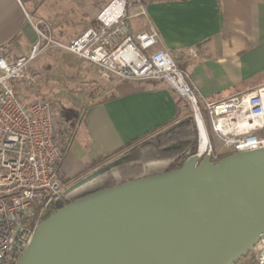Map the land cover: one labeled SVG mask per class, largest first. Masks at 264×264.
<instances>
[{
  "label": "built area",
  "instance_id": "1",
  "mask_svg": "<svg viewBox=\"0 0 264 264\" xmlns=\"http://www.w3.org/2000/svg\"><path fill=\"white\" fill-rule=\"evenodd\" d=\"M127 3L108 1L93 25L66 41L54 37L47 20L34 19L36 39L26 55L12 57L11 47L0 45V264H17L38 224L67 200L58 172L63 136L56 132L52 102L27 101L17 89L18 84L39 87L30 64L42 52H69L90 63L103 81H165L189 105L198 131V161L204 155L218 160L209 131L225 153L264 147L263 88L206 98L174 56L157 45L155 28L131 31L129 19L145 16V10L138 5L129 14ZM245 254L249 260L242 264H264V235Z\"/></svg>",
  "mask_w": 264,
  "mask_h": 264
},
{
  "label": "water",
  "instance_id": "2",
  "mask_svg": "<svg viewBox=\"0 0 264 264\" xmlns=\"http://www.w3.org/2000/svg\"><path fill=\"white\" fill-rule=\"evenodd\" d=\"M264 235V147L103 187L45 217L17 264H233Z\"/></svg>",
  "mask_w": 264,
  "mask_h": 264
},
{
  "label": "crops",
  "instance_id": "3",
  "mask_svg": "<svg viewBox=\"0 0 264 264\" xmlns=\"http://www.w3.org/2000/svg\"><path fill=\"white\" fill-rule=\"evenodd\" d=\"M127 2L129 9L137 11L139 4L145 10V16L140 15L141 27L131 31L155 28L157 45L174 56L178 66L189 73L192 83L206 98L219 99L263 88L264 99V0ZM106 3L99 2L87 25L78 32L61 35L53 23L57 10L48 6L46 0H0V45L10 46L12 57L26 55L36 39L31 22L36 18L47 20L54 37L66 41L93 25L96 13ZM35 62L36 59L31 66ZM103 86L100 91L89 93L84 104L73 106L70 116L66 117L63 149L67 136H72V140L74 136L77 138L68 156L77 167L73 169L66 160L62 169L68 181L84 173L97 174L102 163L92 164L93 161L107 154H111L107 160L113 159L125 143L158 132L184 116L182 98L163 80L109 81ZM103 88L109 89V93ZM24 97L27 101L35 99ZM208 135L215 149L222 151L221 143L211 132ZM65 158L64 154L62 161ZM92 190L83 189L71 197L64 196L71 199ZM244 260H249L248 254L233 264H242Z\"/></svg>",
  "mask_w": 264,
  "mask_h": 264
},
{
  "label": "rangeland",
  "instance_id": "4",
  "mask_svg": "<svg viewBox=\"0 0 264 264\" xmlns=\"http://www.w3.org/2000/svg\"><path fill=\"white\" fill-rule=\"evenodd\" d=\"M100 1L106 3L110 0H46V4H48V6L50 5L53 10H57V16L53 20L56 31L61 35L62 33L65 34V32H68V35H72L78 32L83 26L87 25L89 17L98 9L96 6ZM135 11L134 8L128 9L129 14ZM129 24L131 30L137 29L138 26L141 27V17H131L129 19ZM45 52L38 55L33 66H31L32 63L30 64L31 71L40 82L39 87L32 89L18 84L17 89L23 96L26 95L29 98H49L51 100L56 132L63 136L67 126L65 120L66 117L70 116L71 108L76 106V104H84L89 98L88 95L93 92L96 93L97 91L95 90L100 91L101 87H104L103 84L105 85L108 81L100 79L95 69L91 70L92 66L83 59L71 54L61 53V51L55 49ZM103 89L106 94L109 93V89ZM75 100L81 102L75 103ZM181 105L183 106L184 115H190L189 105L184 99H182ZM61 115H64V117H61ZM73 123L71 124L73 125ZM73 140L77 141V138L74 136ZM73 140L72 136L66 137V146L62 152V155L65 154L66 158L58 167L60 178L64 184L63 194L68 197L82 192L83 189L95 190L101 186L99 177L93 174L94 171L88 175L84 173L82 176H76L70 181H68L67 175L63 173L62 169L66 160L67 164H71L73 169L77 167L73 165V161L68 158V156H70L69 152L72 151L71 148H73L74 145ZM215 153L220 155L225 152L218 148V151H215ZM106 163V166H112L114 162L113 160H109ZM164 166L165 164L161 163L150 164L145 167V173L148 175L161 172L164 170Z\"/></svg>",
  "mask_w": 264,
  "mask_h": 264
},
{
  "label": "trees",
  "instance_id": "5",
  "mask_svg": "<svg viewBox=\"0 0 264 264\" xmlns=\"http://www.w3.org/2000/svg\"><path fill=\"white\" fill-rule=\"evenodd\" d=\"M127 7L129 9L130 5L128 4ZM197 146L198 131L196 124L191 115H184L158 132L136 137L122 145L117 151L119 152L117 157L109 159L114 162L112 166H106V162L109 161L107 159L111 154L104 155L93 161L92 164L102 163L97 168L99 170L96 174L101 183L99 188L110 187L118 183L144 177L146 176L145 166L150 164H165L163 171L176 169L190 155L196 152ZM227 154L229 153L218 155V159ZM92 191L63 201L53 211L65 203Z\"/></svg>",
  "mask_w": 264,
  "mask_h": 264
},
{
  "label": "bare ground",
  "instance_id": "6",
  "mask_svg": "<svg viewBox=\"0 0 264 264\" xmlns=\"http://www.w3.org/2000/svg\"><path fill=\"white\" fill-rule=\"evenodd\" d=\"M264 92V91H263ZM247 122L243 123V124H246ZM201 134L203 135V131H201ZM190 264H207L205 261H202V260H198V261H194Z\"/></svg>",
  "mask_w": 264,
  "mask_h": 264
}]
</instances>
